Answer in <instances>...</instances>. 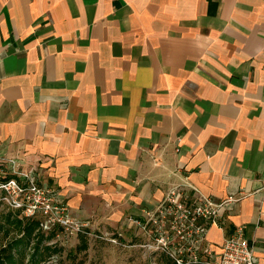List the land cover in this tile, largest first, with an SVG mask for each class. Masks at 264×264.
<instances>
[{
  "label": "crops",
  "instance_id": "obj_1",
  "mask_svg": "<svg viewBox=\"0 0 264 264\" xmlns=\"http://www.w3.org/2000/svg\"><path fill=\"white\" fill-rule=\"evenodd\" d=\"M0 160L98 230L245 192L207 244L264 264V0H0Z\"/></svg>",
  "mask_w": 264,
  "mask_h": 264
},
{
  "label": "built area",
  "instance_id": "obj_2",
  "mask_svg": "<svg viewBox=\"0 0 264 264\" xmlns=\"http://www.w3.org/2000/svg\"><path fill=\"white\" fill-rule=\"evenodd\" d=\"M2 163L8 165V170L0 172V203L26 220L37 221L38 230L46 237L51 236L47 245H64L67 238L77 240L80 236L113 246L125 245L121 239L125 238L124 233H130L127 228L117 227L113 232L98 230L91 223L76 219L62 195L43 181L38 172L20 170L14 160H0ZM258 191L264 194V184ZM246 195L236 192L216 202L193 186L173 187L142 217L126 219L124 225L129 226L133 236L129 242L136 241L129 247L144 249L153 257L165 255L174 264H259L242 226L236 227L220 244H207L209 228L222 226L225 214Z\"/></svg>",
  "mask_w": 264,
  "mask_h": 264
},
{
  "label": "rangeland",
  "instance_id": "obj_3",
  "mask_svg": "<svg viewBox=\"0 0 264 264\" xmlns=\"http://www.w3.org/2000/svg\"><path fill=\"white\" fill-rule=\"evenodd\" d=\"M8 214H11V219L14 221L16 219H22L21 221L23 223L27 222L17 212L8 210L7 207L0 203V249L22 235L13 223L14 221H7ZM108 231L113 232L112 229ZM37 232L43 236L44 240L42 241V248L40 249L38 257L35 258L36 261L34 264H174L165 255H154L153 257L144 249L129 247V244L136 243V241L133 242L134 240L129 242L133 239L132 234L129 232L124 233L125 238L121 239L122 243L125 244L124 246H113L105 241L79 237L77 240L67 238V243L64 245H56V247L47 245V241L51 240V236L46 237L38 229L34 235L38 234ZM34 235L28 244L29 246L25 248V252H21L20 249L12 251L15 260L23 264L32 263L33 250L35 244L38 243ZM81 240L86 243V249H83L82 246L80 247Z\"/></svg>",
  "mask_w": 264,
  "mask_h": 264
},
{
  "label": "trees",
  "instance_id": "obj_4",
  "mask_svg": "<svg viewBox=\"0 0 264 264\" xmlns=\"http://www.w3.org/2000/svg\"><path fill=\"white\" fill-rule=\"evenodd\" d=\"M22 220V219H21ZM21 220L16 219L15 221L11 219V214H8L7 221L13 222L18 231L22 234L21 237L11 241L8 243L4 248L0 249V264H23L22 262H18L14 259V256L12 254V251H17L20 249V251L25 252V248L29 246L30 240L33 238L34 233L38 229V222L35 220H27V222L23 223ZM38 234H35L34 237H36L38 243L35 244L34 253L32 255L31 264H34L36 261V257H38V254L40 252V249L42 248L41 244L43 239V236L37 232ZM81 245L83 249H86V243L81 240ZM4 254V255H3Z\"/></svg>",
  "mask_w": 264,
  "mask_h": 264
}]
</instances>
